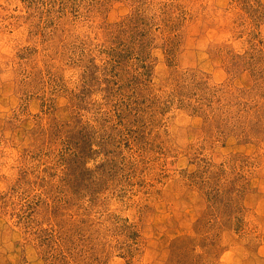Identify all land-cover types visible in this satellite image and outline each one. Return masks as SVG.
Here are the masks:
<instances>
[{
	"label": "rangeland",
	"instance_id": "rangeland-1",
	"mask_svg": "<svg viewBox=\"0 0 264 264\" xmlns=\"http://www.w3.org/2000/svg\"><path fill=\"white\" fill-rule=\"evenodd\" d=\"M0 264H264V0H0Z\"/></svg>",
	"mask_w": 264,
	"mask_h": 264
}]
</instances>
